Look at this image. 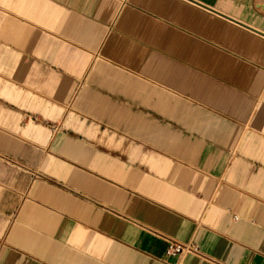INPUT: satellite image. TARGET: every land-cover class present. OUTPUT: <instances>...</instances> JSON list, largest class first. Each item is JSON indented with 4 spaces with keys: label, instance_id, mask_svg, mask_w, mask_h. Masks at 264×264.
<instances>
[{
    "label": "crops",
    "instance_id": "1",
    "mask_svg": "<svg viewBox=\"0 0 264 264\" xmlns=\"http://www.w3.org/2000/svg\"><path fill=\"white\" fill-rule=\"evenodd\" d=\"M0 264H264V0H0Z\"/></svg>",
    "mask_w": 264,
    "mask_h": 264
},
{
    "label": "built area",
    "instance_id": "2",
    "mask_svg": "<svg viewBox=\"0 0 264 264\" xmlns=\"http://www.w3.org/2000/svg\"><path fill=\"white\" fill-rule=\"evenodd\" d=\"M198 247L193 243H181L172 239H168V255L182 256L189 253H197Z\"/></svg>",
    "mask_w": 264,
    "mask_h": 264
}]
</instances>
